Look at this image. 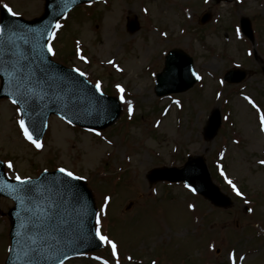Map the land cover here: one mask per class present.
<instances>
[{"label":"rangeland","instance_id":"374dc122","mask_svg":"<svg viewBox=\"0 0 264 264\" xmlns=\"http://www.w3.org/2000/svg\"><path fill=\"white\" fill-rule=\"evenodd\" d=\"M5 4L32 19L43 0H0ZM91 4L68 12L49 46L54 60L60 62L55 49L67 58L60 63L120 100L118 120L95 132L52 115L37 148L20 129L17 106L0 99V159L8 176L64 168L83 178L97 206V229L116 245L115 255L103 241L102 249L64 264H264V0ZM205 12L211 18L202 24ZM241 17L251 22L252 42L239 30ZM129 21L136 30H127ZM75 44L83 59L69 55ZM171 48L193 58L199 80L185 92L159 97L155 74ZM233 68L244 69L245 78L230 84L223 74ZM214 109L221 123L207 139ZM189 155L203 158L231 197L229 208L214 207L182 182H148L152 168H180ZM12 205L0 200V264L9 248Z\"/></svg>","mask_w":264,"mask_h":264},{"label":"water","instance_id":"95a60500","mask_svg":"<svg viewBox=\"0 0 264 264\" xmlns=\"http://www.w3.org/2000/svg\"><path fill=\"white\" fill-rule=\"evenodd\" d=\"M83 1L45 0L42 15L32 20L12 16L5 7L0 8V98L17 101L21 120L35 139L41 138L50 113L94 128L111 124L119 115L120 107L114 97L103 95L75 70L50 59L47 39L56 20ZM241 26L251 37L249 21L242 19ZM135 28L128 24L130 31ZM242 77L226 75L229 81ZM196 79L192 58L180 49H172L157 75L156 92L161 95L182 91ZM219 123V115L214 113L205 130L207 138L214 135ZM192 163L199 165L193 169ZM166 170L171 174L151 170L149 180H183L214 205H231L230 198L211 181L201 158H193L182 169ZM26 181V185H21L7 179L0 161V194L15 202L9 211L11 250L5 264H60L75 253L100 246L94 240L93 200L82 180L54 172ZM24 188L31 190L23 191Z\"/></svg>","mask_w":264,"mask_h":264},{"label":"snow or ice","instance_id":"6c2138e0","mask_svg":"<svg viewBox=\"0 0 264 264\" xmlns=\"http://www.w3.org/2000/svg\"><path fill=\"white\" fill-rule=\"evenodd\" d=\"M3 6H4L5 8H7L8 12H9L10 14H12V15H17V13L13 12V10H12L10 7H8V5L5 4V5H3ZM56 27L59 28L60 25L57 24ZM48 52H49V53H52V52H53V49H52L51 46L48 47ZM81 59H83V57H81ZM109 63H112V62L109 61ZM76 71H79V70L77 69ZM80 74H81V75H84L83 73H80ZM197 78L199 79V77H197ZM99 87H100V85H99V83H97V89H99ZM118 87H119V86H118ZM120 90L123 91V89H120ZM218 95H219V94H218ZM245 99H248V97H245ZM12 102H13V103H17L16 100H13ZM248 102H249L250 104L253 103L250 99H248ZM253 107H256L255 104H253ZM129 111L131 112V107H129ZM19 124H20V127L23 129L24 134H25V136L27 137V139L30 140V141H32V143L35 144V146H36L37 148H40V147H41V144L38 143L37 141L33 140V137H32V135H31V133H29V132H28V129L25 127V123H24V121H23V120H20V121H19ZM261 124H262V130H264V116H261ZM261 163L264 164V161H261ZM7 166H8L9 168H12V167H13V165H12L11 162H8V165H7ZM59 171L62 172V173H65V174H66L67 176H69V177H73V176H74V174H73L72 172H70V171H66L64 168L59 169ZM74 178H75V177H74ZM15 179H16L17 181H19L21 185H26V184H27V181H26L25 179H22L20 176H16ZM228 183H229L230 185H232V188H233L234 191L237 192V195H240V192L236 189L235 184H233L231 180H229ZM22 190H23V191H30L31 189H30V188H24V189H22ZM105 199H108V198L106 197ZM190 207H191V205H190ZM249 211H251V209H249ZM97 223H99V217H97ZM96 235L98 236V238H99L101 241H106L107 243L111 244L112 249H113V254L115 255V252H116V245H115L114 243H112V241L108 240L107 237L101 235L99 229H97V231H96Z\"/></svg>","mask_w":264,"mask_h":264}]
</instances>
